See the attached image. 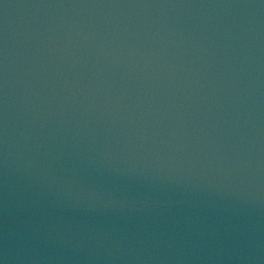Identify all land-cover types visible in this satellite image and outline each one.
I'll return each mask as SVG.
<instances>
[{
	"label": "water",
	"instance_id": "1",
	"mask_svg": "<svg viewBox=\"0 0 264 264\" xmlns=\"http://www.w3.org/2000/svg\"><path fill=\"white\" fill-rule=\"evenodd\" d=\"M0 264H264V0H0Z\"/></svg>",
	"mask_w": 264,
	"mask_h": 264
}]
</instances>
